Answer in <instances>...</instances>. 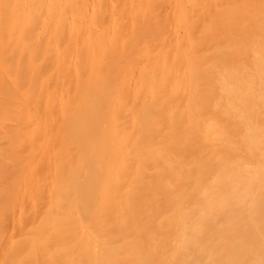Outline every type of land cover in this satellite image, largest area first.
<instances>
[{
    "label": "bare ground",
    "instance_id": "bare-ground-1",
    "mask_svg": "<svg viewBox=\"0 0 264 264\" xmlns=\"http://www.w3.org/2000/svg\"><path fill=\"white\" fill-rule=\"evenodd\" d=\"M238 2L0 0V264H264V0Z\"/></svg>",
    "mask_w": 264,
    "mask_h": 264
},
{
    "label": "rangeland",
    "instance_id": "rangeland-1",
    "mask_svg": "<svg viewBox=\"0 0 264 264\" xmlns=\"http://www.w3.org/2000/svg\"><path fill=\"white\" fill-rule=\"evenodd\" d=\"M239 1V2H238ZM237 2H238V4H240V6L241 5H243V7H245V5H246V3L247 2H249V0H237ZM240 2H243V3H240ZM263 4H264V2H262ZM245 4V5H244ZM249 4V3H248ZM260 5H262V4H260ZM260 5H258V6H260ZM263 6V5H262ZM242 7V6H241ZM242 7V8H243ZM245 21V20H244ZM246 22V21H245Z\"/></svg>",
    "mask_w": 264,
    "mask_h": 264
}]
</instances>
